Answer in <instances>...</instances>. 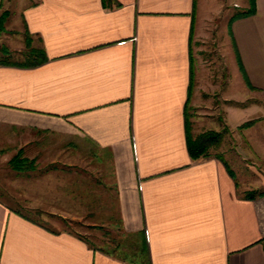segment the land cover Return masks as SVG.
<instances>
[{
	"label": "crops",
	"instance_id": "0c3cea01",
	"mask_svg": "<svg viewBox=\"0 0 264 264\" xmlns=\"http://www.w3.org/2000/svg\"><path fill=\"white\" fill-rule=\"evenodd\" d=\"M11 1L0 13L46 58L0 59V264H140L124 256L140 232L150 264H264V196L241 195L220 159L187 146L186 116L193 135L227 126L243 150L215 14L195 27L197 0ZM254 8L227 32L250 92L264 93V0ZM20 149L33 163L18 171ZM28 211L120 234L95 244Z\"/></svg>",
	"mask_w": 264,
	"mask_h": 264
},
{
	"label": "rangeland",
	"instance_id": "374dc122",
	"mask_svg": "<svg viewBox=\"0 0 264 264\" xmlns=\"http://www.w3.org/2000/svg\"><path fill=\"white\" fill-rule=\"evenodd\" d=\"M6 3V2H5ZM20 0L11 1V9L15 10L18 7ZM234 3H237L239 7H235ZM248 5V0H197V10H196V22L195 27L200 23L199 20L206 13H213L215 21L218 23L219 27V40L221 42L222 48L224 50L225 58L223 59V64L221 68V63H218V74L219 80L222 81L224 78L221 73H227L228 77L225 79L226 91L234 92L235 95H239L242 103V110L240 113L241 118V147L243 150H231L233 143L237 139H233L232 133L226 126L224 132L221 135L220 143L218 148L210 147L209 157H216L219 155L221 162L224 164L226 169H231L232 174L230 175L235 179L238 186V192L241 195H247V193H254L253 198H259L264 196V147L262 149H257L256 151L249 150L247 144L250 141L264 143V93L262 92H250L247 87L246 79L244 73L241 70L240 64L237 60L236 54L232 49L230 34L227 32L228 18L232 13L239 9H244ZM221 8L220 11H218ZM2 9H4L2 7ZM3 11L0 13V15ZM13 13V12H12ZM218 17V19H217ZM10 18V17H9ZM2 22L3 27L0 28V59L9 61H25L28 59V50L30 45L38 44L37 38L33 37L31 43L27 40L26 31L24 30L23 24H15L13 17ZM7 19V21H6ZM207 43L204 48L208 49L206 56L207 60L212 61L216 59L215 49L212 52V42L211 39H207ZM215 56H213V54ZM220 99V98H219ZM214 106V114H217L218 106L215 105V101L212 102ZM220 105V103H218ZM256 105V107L248 105ZM216 106V107H215ZM221 109L223 105H220ZM210 122V120H209ZM246 122H252L249 126H242ZM257 127V133L255 128H252L250 132L246 130L249 127ZM250 153V154H249ZM19 154L20 157L26 158L24 156L23 150H18L15 155ZM14 155V156H15ZM229 172V171H228ZM8 178V167L0 164V183L1 185ZM8 183L5 182V185ZM30 216L35 218H40L45 220V222L54 229L67 230L74 232L75 234L81 235L90 242L95 244H102V241L106 239L117 238L120 234L119 230L108 229L103 226H91L84 221L63 218L56 215L43 214L39 211H28ZM146 234H144L145 240Z\"/></svg>",
	"mask_w": 264,
	"mask_h": 264
},
{
	"label": "trees",
	"instance_id": "16d2710c",
	"mask_svg": "<svg viewBox=\"0 0 264 264\" xmlns=\"http://www.w3.org/2000/svg\"><path fill=\"white\" fill-rule=\"evenodd\" d=\"M250 1H251V6L244 11H238V12L234 13L231 17V20L233 18H236L239 16H245V15H248V14L254 12V9H255L254 8V0H250ZM7 15H8V11H3V13L0 15V28L3 27L2 22L5 20ZM45 58H46L45 53L42 49L31 46L30 49L28 50V60H25L21 64L36 65V64L41 63ZM238 61H239L241 70L244 73V76H246L245 72H244L243 65H242L239 57H238ZM2 62H4V61L2 60ZM250 124H252V122H246L242 126H249ZM221 135H222V132L213 131V130H207V131H203L197 135H193L190 132L189 122H188V119L186 116V139H187L188 150H189V153H190V156L192 157V159L209 157L211 155L209 152V148L210 147L217 148L219 146L220 140H221ZM216 157L218 159L222 158L219 155H216ZM32 163H33L32 160H29L27 158H22V157H20L19 154L13 156L10 159V166L13 169L18 170V171L28 169ZM228 171L231 175H233L231 169H228ZM246 197L247 198H253L254 193L249 192V193H247ZM261 241H262V244L264 247V238H262ZM118 243H117V246H118ZM130 243H131V245L129 247L130 251H129V253H124V256H127L129 258L128 260H130L131 262H134V263L135 262L139 263L138 261H136V258H138L140 260V264H150V257L148 254L147 242H146L145 238L143 237L142 233L141 232L139 233L138 240L134 239Z\"/></svg>",
	"mask_w": 264,
	"mask_h": 264
}]
</instances>
